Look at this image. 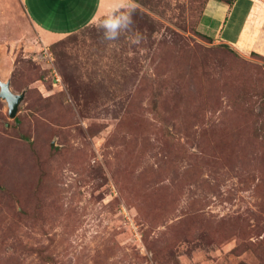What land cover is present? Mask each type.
<instances>
[{
  "label": "rangeland",
  "instance_id": "1",
  "mask_svg": "<svg viewBox=\"0 0 264 264\" xmlns=\"http://www.w3.org/2000/svg\"><path fill=\"white\" fill-rule=\"evenodd\" d=\"M207 1L137 0L113 42L0 7V264H264V59Z\"/></svg>",
  "mask_w": 264,
  "mask_h": 264
},
{
  "label": "crops",
  "instance_id": "2",
  "mask_svg": "<svg viewBox=\"0 0 264 264\" xmlns=\"http://www.w3.org/2000/svg\"><path fill=\"white\" fill-rule=\"evenodd\" d=\"M0 7L4 10V16L8 9L20 10L32 30L47 42L91 23L111 7V2L0 0ZM199 27L216 42L242 53H255L264 59V0H232L229 3L208 0L203 7Z\"/></svg>",
  "mask_w": 264,
  "mask_h": 264
},
{
  "label": "clouds",
  "instance_id": "3",
  "mask_svg": "<svg viewBox=\"0 0 264 264\" xmlns=\"http://www.w3.org/2000/svg\"><path fill=\"white\" fill-rule=\"evenodd\" d=\"M109 7L99 18H94L90 27L102 33L105 41L118 40L122 34L132 30L134 15L139 8L137 0H110Z\"/></svg>",
  "mask_w": 264,
  "mask_h": 264
},
{
  "label": "water",
  "instance_id": "4",
  "mask_svg": "<svg viewBox=\"0 0 264 264\" xmlns=\"http://www.w3.org/2000/svg\"><path fill=\"white\" fill-rule=\"evenodd\" d=\"M0 98L6 102L9 117L13 118L16 114L17 107L23 98V93L17 94L12 92L9 86V81H2L0 79Z\"/></svg>",
  "mask_w": 264,
  "mask_h": 264
},
{
  "label": "trees",
  "instance_id": "5",
  "mask_svg": "<svg viewBox=\"0 0 264 264\" xmlns=\"http://www.w3.org/2000/svg\"><path fill=\"white\" fill-rule=\"evenodd\" d=\"M231 1H232V0H231ZM231 1H230V2H231ZM228 3H229V2H228ZM262 59H263V58H262Z\"/></svg>",
  "mask_w": 264,
  "mask_h": 264
}]
</instances>
